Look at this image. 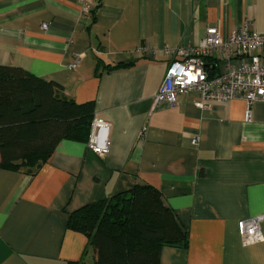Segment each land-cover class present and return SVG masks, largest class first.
<instances>
[{
    "label": "crops",
    "instance_id": "crops-1",
    "mask_svg": "<svg viewBox=\"0 0 264 264\" xmlns=\"http://www.w3.org/2000/svg\"><path fill=\"white\" fill-rule=\"evenodd\" d=\"M91 3L86 17L77 0H0V66L93 102L110 125L106 156L62 140L33 176L0 169V264L91 261L68 215L137 184L157 189L187 234V247H164L159 264H264V242L244 246L237 229L264 214V101L248 122L242 99L205 110L193 93L153 104L173 59L166 48L196 46L209 27L223 38L245 23L264 34V0ZM117 64L131 65L106 70Z\"/></svg>",
    "mask_w": 264,
    "mask_h": 264
},
{
    "label": "trees",
    "instance_id": "trees-1",
    "mask_svg": "<svg viewBox=\"0 0 264 264\" xmlns=\"http://www.w3.org/2000/svg\"><path fill=\"white\" fill-rule=\"evenodd\" d=\"M93 118V102L77 104L53 82L0 66V169L33 176L60 141L86 143ZM67 229L83 234L93 252L91 261L75 264H159L164 247L188 244L161 193L148 184L70 213Z\"/></svg>",
    "mask_w": 264,
    "mask_h": 264
},
{
    "label": "built area",
    "instance_id": "built-area-1",
    "mask_svg": "<svg viewBox=\"0 0 264 264\" xmlns=\"http://www.w3.org/2000/svg\"><path fill=\"white\" fill-rule=\"evenodd\" d=\"M77 1L81 14L91 16V0ZM41 28L45 30L47 24H42ZM165 51L173 59L153 98L154 105L161 102L175 104L180 96L192 93L196 95L194 106L199 110L210 109L215 103L242 99L246 103L245 121L248 122L251 105L264 101V34L250 29L248 23L227 38H223L217 28L209 27L198 45H181ZM109 128L110 125L103 120L93 118L91 122L86 147L99 157L109 152ZM197 142L198 138L191 140L192 145ZM263 222L264 214L237 223L244 246L264 242Z\"/></svg>",
    "mask_w": 264,
    "mask_h": 264
},
{
    "label": "rangeland",
    "instance_id": "rangeland-1",
    "mask_svg": "<svg viewBox=\"0 0 264 264\" xmlns=\"http://www.w3.org/2000/svg\"><path fill=\"white\" fill-rule=\"evenodd\" d=\"M90 257H89V255L87 256V260L89 259ZM90 260V259H89Z\"/></svg>",
    "mask_w": 264,
    "mask_h": 264
}]
</instances>
